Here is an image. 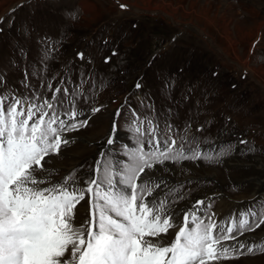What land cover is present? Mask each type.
<instances>
[{
	"label": "rangeland",
	"instance_id": "374dc122",
	"mask_svg": "<svg viewBox=\"0 0 264 264\" xmlns=\"http://www.w3.org/2000/svg\"><path fill=\"white\" fill-rule=\"evenodd\" d=\"M24 1L0 0V92H7L5 104L14 94L51 98V85L62 89L56 102L64 100V110L74 98L77 111L102 106L87 127L67 133L74 142L51 156L59 169L53 180L81 165L89 171L114 118L117 132L110 147L125 160V146L148 135L146 122L143 137L131 130L135 109L157 124L158 132L166 133L171 125L170 134L178 143L185 138L186 149L198 144L219 151L227 145L223 155L211 160L165 162L152 170L168 185L182 186L183 199L172 205L176 213L203 199L220 223L250 205L264 204V0ZM82 81L86 91L80 97L73 89ZM88 200L86 196L77 205V219L89 212ZM174 232L170 229L162 238L172 239ZM239 239L264 241V225ZM219 264H264V253Z\"/></svg>",
	"mask_w": 264,
	"mask_h": 264
},
{
	"label": "snow or ice",
	"instance_id": "6c2138e0",
	"mask_svg": "<svg viewBox=\"0 0 264 264\" xmlns=\"http://www.w3.org/2000/svg\"><path fill=\"white\" fill-rule=\"evenodd\" d=\"M78 57L83 59V53ZM83 83L73 89L80 97L86 91L81 90ZM135 87L142 85L137 82ZM49 90L51 98L14 94L7 104V92H0V264H219L264 253V241L239 239L264 225V204L250 205L235 219L230 216L220 223L210 213L211 203L203 199L176 213L172 205L183 199L182 186H170L152 171L165 162L211 160L223 155L227 145L219 151L198 144L186 149L185 138L178 143L170 134L171 125L166 133L158 132L159 126L135 109L131 130L143 137L146 122L148 135L125 146V160L110 147L117 132L114 118L105 147L89 171L81 165L53 180L59 169L51 156H59L62 145L74 142L67 133L87 127L102 106L77 111L74 98L64 110L65 101L56 102L62 89L49 85ZM63 95H70L67 87ZM156 189L161 191L153 196ZM86 196L89 212L77 219V205ZM170 229H175L174 238L163 239Z\"/></svg>",
	"mask_w": 264,
	"mask_h": 264
},
{
	"label": "crops",
	"instance_id": "0c3cea01",
	"mask_svg": "<svg viewBox=\"0 0 264 264\" xmlns=\"http://www.w3.org/2000/svg\"><path fill=\"white\" fill-rule=\"evenodd\" d=\"M90 15H92V14H90ZM93 17V16H92Z\"/></svg>",
	"mask_w": 264,
	"mask_h": 264
},
{
	"label": "bare ground",
	"instance_id": "6f19581e",
	"mask_svg": "<svg viewBox=\"0 0 264 264\" xmlns=\"http://www.w3.org/2000/svg\"><path fill=\"white\" fill-rule=\"evenodd\" d=\"M247 263H249V262H247Z\"/></svg>",
	"mask_w": 264,
	"mask_h": 264
},
{
	"label": "water",
	"instance_id": "95a60500",
	"mask_svg": "<svg viewBox=\"0 0 264 264\" xmlns=\"http://www.w3.org/2000/svg\"><path fill=\"white\" fill-rule=\"evenodd\" d=\"M143 13V12H142Z\"/></svg>",
	"mask_w": 264,
	"mask_h": 264
}]
</instances>
